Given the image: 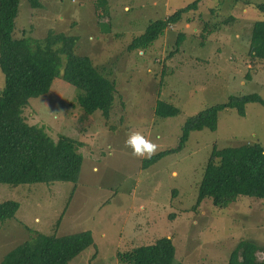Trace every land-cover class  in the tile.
I'll return each instance as SVG.
<instances>
[{"label": "rangeland", "instance_id": "1", "mask_svg": "<svg viewBox=\"0 0 264 264\" xmlns=\"http://www.w3.org/2000/svg\"><path fill=\"white\" fill-rule=\"evenodd\" d=\"M38 1L33 6L19 0L13 32L76 35L75 53L89 56L117 90L109 118L99 110L85 114L77 89L62 76L49 93L30 100L28 122L53 138H75L83 159L75 183L0 182V200L20 204L0 223V258L37 234L90 229L94 244L69 264H120L117 252L162 236L175 246L173 264L226 263L241 240L257 245L264 261V199L240 196L225 207L203 199L191 207L212 148L254 142L264 148V105L249 101L244 115L226 107L214 130H189L183 146L164 153L178 145L188 116L232 94L264 97V60L249 53L250 29L264 20V0H202L151 44L133 49L130 42L150 22L194 0ZM157 99L172 103L178 113L156 115ZM133 131L157 144L153 156L162 155L155 162L144 163L148 158L133 157L125 147Z\"/></svg>", "mask_w": 264, "mask_h": 264}, {"label": "trees", "instance_id": "2", "mask_svg": "<svg viewBox=\"0 0 264 264\" xmlns=\"http://www.w3.org/2000/svg\"><path fill=\"white\" fill-rule=\"evenodd\" d=\"M33 6L38 0H30ZM202 0H194L164 19L150 22L128 48L148 46L170 25L177 23ZM99 5L104 0H98ZM19 0H0V182L17 185L38 181L69 180L76 182L83 159L79 144L72 136L60 134L53 138L42 126L28 122L25 112L30 100L50 92L54 81L61 77L77 89L76 101L85 114L99 110L109 118L115 102L116 82L103 75L87 55L75 53L77 36L49 29L43 37L14 33V17ZM210 33L209 29L206 34ZM204 36V34H202ZM252 58L264 60V20L252 23L249 39ZM264 97L258 92L229 95L225 102L212 104L187 117L178 145H184L189 130L217 127L218 112L233 107L244 115L245 104ZM178 108L157 99L154 113L169 116ZM161 152L146 159L153 163ZM145 167L148 165H144ZM240 196L264 199V148L258 142L233 147L212 148L197 185V195L191 207L208 199L225 207ZM13 199L0 200V223L11 218L19 208ZM94 244L90 229L64 235L37 234L7 251L0 264H69L83 250ZM257 245L241 240L226 263L264 264L258 259ZM175 246L171 237L162 236L154 242L117 252L120 264H173ZM200 264H217L201 262Z\"/></svg>", "mask_w": 264, "mask_h": 264}, {"label": "clouds", "instance_id": "3", "mask_svg": "<svg viewBox=\"0 0 264 264\" xmlns=\"http://www.w3.org/2000/svg\"><path fill=\"white\" fill-rule=\"evenodd\" d=\"M126 148L131 149L133 157L151 158L157 152V144L153 143L139 131L130 132L124 142Z\"/></svg>", "mask_w": 264, "mask_h": 264}, {"label": "crops", "instance_id": "4", "mask_svg": "<svg viewBox=\"0 0 264 264\" xmlns=\"http://www.w3.org/2000/svg\"><path fill=\"white\" fill-rule=\"evenodd\" d=\"M9 251V250H8ZM2 258V257H1ZM1 258H0V260H1Z\"/></svg>", "mask_w": 264, "mask_h": 264}]
</instances>
